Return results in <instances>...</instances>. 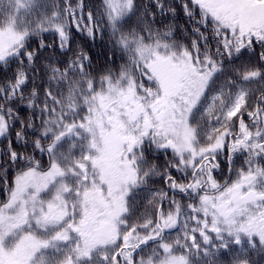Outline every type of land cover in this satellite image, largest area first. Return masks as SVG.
<instances>
[{
  "label": "snow or ice",
  "instance_id": "6c2138e0",
  "mask_svg": "<svg viewBox=\"0 0 264 264\" xmlns=\"http://www.w3.org/2000/svg\"><path fill=\"white\" fill-rule=\"evenodd\" d=\"M178 3L192 22L188 44L177 38L169 0H149L142 11L136 0H102L98 10L85 0H7L0 9V68L16 65L0 81V170L23 163L11 182L0 178V264L264 258V87L255 103L248 87L264 86V0ZM157 13L171 17L164 30L153 28ZM74 32L90 40L107 32L129 63L119 74L95 72ZM49 48L68 59L50 60L40 87L35 65ZM246 54L255 61L243 62ZM153 153L169 158L158 165ZM225 162L229 178L220 182ZM155 177L167 190L153 187ZM138 192L152 212L134 222Z\"/></svg>",
  "mask_w": 264,
  "mask_h": 264
},
{
  "label": "trees",
  "instance_id": "16d2710c",
  "mask_svg": "<svg viewBox=\"0 0 264 264\" xmlns=\"http://www.w3.org/2000/svg\"><path fill=\"white\" fill-rule=\"evenodd\" d=\"M42 4H50L51 0H40ZM61 2V0H57V3ZM85 2L88 4L89 8H92L93 10L101 9L102 0H85ZM149 0H136V3L141 6L139 11L143 10V5L148 4ZM169 2H175L177 7V18L175 20V24L177 26L176 28V34L177 38L184 44H188L190 40L193 38L191 33L192 28V22L189 21L188 17L183 14L182 11L179 9V3L178 0H169ZM7 3V0H0V9L3 8L4 4ZM43 11V9H40ZM139 14V12H138ZM171 17L170 16H161L159 13H157V23L153 25L154 29H160L164 30L165 25L171 23ZM185 28L187 29L186 32H181L180 29ZM210 34V33H209ZM44 37H46V42L50 43L53 40V33H44ZM75 44L83 46L86 50L89 51L90 55L92 56V64H93V70L95 72H99L101 69H111L114 74H119V70L122 65H127L129 63V58L126 54L122 53L118 48L114 47L113 41L110 38L109 34L105 32L103 35L97 34L95 40L86 39L84 36H82L79 32L73 33ZM29 43L31 44L32 48L35 49L38 47L39 40L38 38L33 37L29 40ZM75 46V45H74ZM212 48L214 50L215 42H212ZM257 51L259 49L257 48ZM252 59L253 62L255 61V57H250L248 54L245 55L243 58V62H247L249 59ZM67 60V57L64 56H56L53 57V49L49 48L46 51L41 50L40 52V59L36 62L35 69H36V84L40 87H44L47 85L48 78L51 75L50 71L45 68V65L50 62V60ZM242 61L237 60L236 64L239 65ZM55 66H58L63 70L66 65L64 64H57ZM10 70L5 72L2 68H0V81L5 80L7 77H11L13 72L16 70V65L12 64L9 66ZM29 72L32 71V69H28ZM223 82V78L220 81V83ZM251 96L253 97V103H255L254 97L259 96L260 90L262 87L259 83H253L248 85ZM31 90V83H29V91ZM65 95L67 93L66 88L63 89ZM25 95L27 96L28 93L26 92ZM27 104V100L24 102ZM17 108L21 114V118L27 122L30 117V112L22 105H17ZM247 119V118H246ZM16 129L20 128V125L17 124ZM11 139L15 140V136L13 135ZM27 139L31 140L34 139V137L31 136V130H29V135ZM7 144V140L4 138H0V150H2ZM17 150H23L21 145L19 143H16L14 145ZM32 149L29 147L27 149L28 154H32ZM153 156H159V159L155 160L154 162L158 165H162L166 159L169 158L168 155H162L160 153H153ZM239 157L237 159V166H239L240 162L242 161L243 157L240 154H237ZM36 158L42 161V165L47 164V156L42 155L40 153H36ZM222 161H224V156L222 155L220 157ZM2 159H0V163H2ZM23 167V163L19 165H13L11 166L7 173L0 170V178L7 176L9 182H11L14 179V176L16 172ZM234 173L232 174V178H234ZM216 178L223 182V180L229 178V173L227 171L226 162H225V168L223 173L217 172L215 173ZM5 185L3 182V179H0V201H3L6 198V194L3 192ZM153 187L156 189H164L167 190L166 185L160 182L159 177L154 178V184ZM146 193L144 192H138L137 195L134 198V209H133V217L132 220L135 222L138 218L142 217L144 214H151L152 212V206L148 203V200L146 199ZM179 198V197H178ZM183 203H187V201H182ZM166 207V205H165ZM175 236V232L172 234ZM194 264L197 261L201 260V257L193 256L191 257ZM253 261H255V264H264V258L253 255L252 257Z\"/></svg>",
  "mask_w": 264,
  "mask_h": 264
}]
</instances>
